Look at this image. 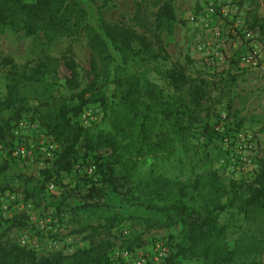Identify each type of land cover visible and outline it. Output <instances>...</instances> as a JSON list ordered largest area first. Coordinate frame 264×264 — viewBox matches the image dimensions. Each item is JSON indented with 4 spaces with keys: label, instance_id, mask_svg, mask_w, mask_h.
Returning a JSON list of instances; mask_svg holds the SVG:
<instances>
[{
    "label": "rangeland",
    "instance_id": "1",
    "mask_svg": "<svg viewBox=\"0 0 264 264\" xmlns=\"http://www.w3.org/2000/svg\"><path fill=\"white\" fill-rule=\"evenodd\" d=\"M67 1L71 3L67 30L53 36L47 45L41 32L25 35L9 27L0 28V98L8 81L5 59L22 66L40 58L42 53L53 57L70 54L76 63L79 88H83L93 79L89 67L92 50L84 26L92 24L94 19H101L108 24L131 27L150 41L158 57L142 62L134 58L123 65L128 72L155 84L163 99L170 95L171 89L159 72L172 64H180L186 74L204 82L207 87L200 106L191 113V120L184 115L179 130L158 112L153 113L156 118L149 141L158 146L152 151L145 150L144 145H140L141 154L134 153L129 147V151H124L127 139L118 138L119 154L122 153L118 158L119 168L129 172L127 179L132 192L162 204L172 200L176 194L173 183L179 182L184 193L181 200L201 209L214 200L215 193L192 186L196 175L215 171L217 179L224 185L228 180L246 182L253 178L259 166L264 164V0H170L174 15L170 27L156 26L155 12L163 0ZM93 57L96 68L101 69L103 61ZM118 64V56L112 53L107 65L108 79ZM94 81L103 94V104H86L75 121L89 131L103 130L112 134L110 123L116 101L113 84L103 80L101 75ZM70 92L58 87L60 95L68 96ZM35 114L29 110L17 119L12 127L15 139L10 147V155L19 171L33 176L49 166L57 150V142L39 127ZM49 140L54 145L51 151L45 149ZM19 146L25 150V155L16 158L12 149ZM0 153L4 154L5 150ZM93 170L91 161L78 162L69 172L60 173L57 183L66 187L82 184L81 178L92 176ZM166 179V187L157 185ZM57 183L47 182V191H60L61 186ZM4 185H11L13 190L5 189ZM17 185L11 179H0V187H3L0 190V233L9 224V219L19 213L26 216L29 225L9 228L4 237L11 243L31 250L35 256L66 255L88 245L95 233L74 232L76 226L67 216L58 215L47 206L45 194L25 200L16 189ZM153 192L163 196V201ZM109 198L115 199L112 194ZM225 201L224 195L217 199L218 203ZM233 219L240 220L236 204L218 214L220 222ZM128 225L109 232L113 240V247L108 252L110 264H122L115 252L118 237L132 227ZM180 231L181 227L174 224L166 230L149 231L144 236L147 239L154 234L157 238L162 236V240L156 241L166 246L168 257L169 241L174 242ZM185 264L196 262L189 260ZM232 264H264V252L251 261L236 260Z\"/></svg>",
    "mask_w": 264,
    "mask_h": 264
},
{
    "label": "trees",
    "instance_id": "2",
    "mask_svg": "<svg viewBox=\"0 0 264 264\" xmlns=\"http://www.w3.org/2000/svg\"><path fill=\"white\" fill-rule=\"evenodd\" d=\"M70 6L67 0H0V28L9 27L25 35L41 32L47 45L53 36L67 30ZM155 20L156 26L170 27L174 20L170 0H163L158 6ZM84 30L92 50L89 67L93 79L83 88H79L76 63L70 54L53 57L42 53L40 58L22 66L4 60L8 81L0 98V151L5 150L4 154L0 153V179H11L18 184L16 189L25 200L45 194L47 206L56 214L67 216L76 226L74 232L89 231L95 235L86 247L69 254L35 256L31 250L4 237L9 228L29 226L26 216L19 213L9 219L0 233V264H110L108 252L113 240L109 232L126 224L132 227L121 233L117 244L118 249L126 251L162 240V236L155 237L157 234L147 239L144 236L147 232L166 230L178 224L181 231L174 242L169 241L166 264H185L189 260L196 264H232L236 260L251 261L260 256L264 252V164L246 182L228 180L224 185L215 171L196 175L192 186L215 193L214 200L201 209L181 200L184 193L179 182L173 183L176 194L171 201L155 204L141 198L128 185L129 172L119 168L118 158L122 153L119 154L118 138L127 139L124 151L132 148L134 153L141 154L140 145L152 151L158 146L149 141L156 118L153 113L158 112L179 130L183 116L191 120V113L200 106L207 93L206 84L186 74L180 64H172L159 72L171 89L170 95L163 99L155 84L128 72L123 66L134 58L142 62L158 57L144 35L131 27L108 24L101 19H94ZM112 53L118 56L120 64L108 79L107 65ZM93 55L103 61L101 69L96 68ZM100 75L113 84L116 101L110 123L112 134L103 130L89 131L75 121L86 104H103V94L94 81ZM59 86L71 91L70 94L60 95ZM29 110L36 113L44 133L57 142L52 161L40 169L37 176L20 172L10 155L15 139L12 127L21 114ZM85 160L94 165L92 176L81 178L82 184L71 187L57 183L60 173L69 172ZM49 181L57 183L61 190L47 191ZM157 185L166 187L167 179ZM3 187L13 190L11 185ZM153 193L163 201V196ZM109 194L115 199H110ZM222 195L226 196V201L218 203ZM235 204L240 220L220 222L218 214Z\"/></svg>",
    "mask_w": 264,
    "mask_h": 264
},
{
    "label": "built area",
    "instance_id": "3",
    "mask_svg": "<svg viewBox=\"0 0 264 264\" xmlns=\"http://www.w3.org/2000/svg\"><path fill=\"white\" fill-rule=\"evenodd\" d=\"M18 125H21V122ZM223 141H225V138H223ZM45 149L49 151L54 149V145L50 140L46 142ZM12 155L16 158L23 157L25 150L20 146L14 147ZM167 252V248L162 242L154 241L146 247L133 251L117 249L115 254L122 264H164Z\"/></svg>",
    "mask_w": 264,
    "mask_h": 264
}]
</instances>
